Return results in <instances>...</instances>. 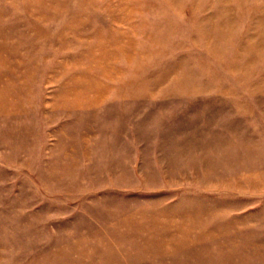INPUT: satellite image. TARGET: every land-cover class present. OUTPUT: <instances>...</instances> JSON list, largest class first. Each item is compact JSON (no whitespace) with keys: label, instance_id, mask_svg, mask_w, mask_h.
I'll list each match as a JSON object with an SVG mask.
<instances>
[{"label":"rangeland","instance_id":"1","mask_svg":"<svg viewBox=\"0 0 264 264\" xmlns=\"http://www.w3.org/2000/svg\"><path fill=\"white\" fill-rule=\"evenodd\" d=\"M0 264H264V0H0Z\"/></svg>","mask_w":264,"mask_h":264}]
</instances>
